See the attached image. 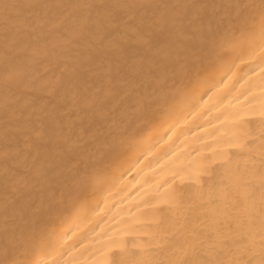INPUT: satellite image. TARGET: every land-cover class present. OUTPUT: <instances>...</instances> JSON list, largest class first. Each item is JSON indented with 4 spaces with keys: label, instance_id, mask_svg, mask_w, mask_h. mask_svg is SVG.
Returning a JSON list of instances; mask_svg holds the SVG:
<instances>
[{
    "label": "bare ground",
    "instance_id": "bare-ground-1",
    "mask_svg": "<svg viewBox=\"0 0 264 264\" xmlns=\"http://www.w3.org/2000/svg\"><path fill=\"white\" fill-rule=\"evenodd\" d=\"M0 264H264V0H0Z\"/></svg>",
    "mask_w": 264,
    "mask_h": 264
}]
</instances>
